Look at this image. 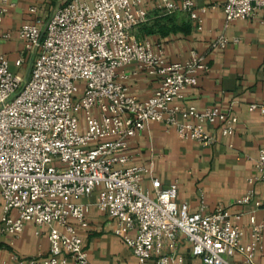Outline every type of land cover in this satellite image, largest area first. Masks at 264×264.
Here are the masks:
<instances>
[{"label": "built area", "instance_id": "built-area-1", "mask_svg": "<svg viewBox=\"0 0 264 264\" xmlns=\"http://www.w3.org/2000/svg\"><path fill=\"white\" fill-rule=\"evenodd\" d=\"M151 2L166 13L186 12L200 27L198 10L205 8L194 0ZM7 4L0 0V20ZM258 10L264 12V0L222 4L226 22ZM147 15L144 0H69L52 11L44 27L38 19L15 31L27 49L38 50L26 80L0 55V222L12 235L28 223L48 227L49 252L41 264H90L79 235L88 228L89 208L81 198L95 190L96 206L114 220V233L141 263L190 264L178 251L184 238L204 264H234L236 254L243 256L242 264H252L263 224H253L251 240L242 243V229L223 206L190 212L187 204L176 203L175 182L161 186L153 161L128 165L129 140L150 122H164L180 137L209 145L216 136L208 125L230 136L238 121L217 107L178 105L207 65L195 53L183 62H166L162 51L134 38L131 30ZM226 42L220 36L212 47ZM131 63L156 81L144 100L129 92L118 72ZM255 163L264 180V148ZM145 176L153 196L141 187Z\"/></svg>", "mask_w": 264, "mask_h": 264}, {"label": "crops", "instance_id": "crops-1", "mask_svg": "<svg viewBox=\"0 0 264 264\" xmlns=\"http://www.w3.org/2000/svg\"><path fill=\"white\" fill-rule=\"evenodd\" d=\"M69 0H8L0 20V55L9 61L13 74L26 80L38 50H29L15 31L23 24L41 20L44 27L52 11ZM202 22L183 11L166 13L144 0L146 22L131 30L139 40H147L155 51H162L166 62H183L192 53L202 57L207 69L197 85L183 92L177 103L198 109L217 107L237 117L230 136L220 135L216 126L207 129L216 141L205 145L184 139L164 122H150L129 140L128 165L154 162L161 186L177 184V204H187L190 212L209 213L219 205L230 214L231 222L242 229V243L251 240L253 224L264 225V180L258 178L255 160L264 148V12L258 10L247 19L225 21V0H194ZM31 8L35 10L32 12ZM9 33V37L5 34ZM225 36L223 47L212 42ZM21 59V64L15 61ZM125 75L129 92L144 100L152 95L156 81L131 63L118 70ZM255 104L254 109L250 105ZM180 120L183 118L180 116ZM143 190L153 196L149 178L141 181ZM250 194L246 202H241ZM96 195L81 199L88 204V228L79 230L90 264H154L139 262L131 249L114 233L115 222L96 206ZM259 202V204H256ZM14 215V214H13ZM238 215L239 219L234 217ZM253 219V223L251 221ZM47 226L26 224L21 233L3 231L0 222V264H41L48 255ZM179 253L190 264H204L190 253V243L181 238ZM242 264L243 256L231 260ZM68 264H73L69 261ZM252 264H264V228Z\"/></svg>", "mask_w": 264, "mask_h": 264}, {"label": "rangeland", "instance_id": "rangeland-1", "mask_svg": "<svg viewBox=\"0 0 264 264\" xmlns=\"http://www.w3.org/2000/svg\"><path fill=\"white\" fill-rule=\"evenodd\" d=\"M79 121H80V125H83V115L82 114H79ZM147 178H149V176H146ZM97 195V190H95L93 193H92V195ZM81 199H83V198H81ZM14 212L13 211H11V214H13ZM0 214H1V211H0ZM32 224V223H31Z\"/></svg>", "mask_w": 264, "mask_h": 264}]
</instances>
